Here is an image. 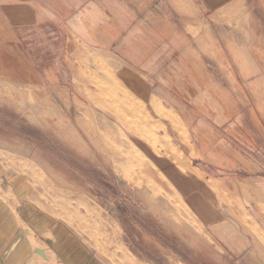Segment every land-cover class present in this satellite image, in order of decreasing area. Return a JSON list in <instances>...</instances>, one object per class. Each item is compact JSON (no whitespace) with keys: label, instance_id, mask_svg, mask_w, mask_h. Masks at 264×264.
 <instances>
[{"label":"rangeland","instance_id":"rangeland-1","mask_svg":"<svg viewBox=\"0 0 264 264\" xmlns=\"http://www.w3.org/2000/svg\"><path fill=\"white\" fill-rule=\"evenodd\" d=\"M1 2L0 198L41 202L101 264H264V0L36 29Z\"/></svg>","mask_w":264,"mask_h":264},{"label":"crops","instance_id":"crops-1","mask_svg":"<svg viewBox=\"0 0 264 264\" xmlns=\"http://www.w3.org/2000/svg\"><path fill=\"white\" fill-rule=\"evenodd\" d=\"M1 4L2 13L13 15V23L25 22L28 25L24 27L35 29L71 23L84 26L98 19L100 8L110 18L121 6L119 0H2ZM25 186L21 180L17 189ZM9 196L12 204L0 198V223L4 227L0 255H4L5 264H101L98 255L66 231L54 214L40 206L41 202L39 205L29 197L20 202L15 194Z\"/></svg>","mask_w":264,"mask_h":264},{"label":"bare ground","instance_id":"bare-ground-1","mask_svg":"<svg viewBox=\"0 0 264 264\" xmlns=\"http://www.w3.org/2000/svg\"><path fill=\"white\" fill-rule=\"evenodd\" d=\"M165 113V112H164ZM168 117V116H167ZM177 120V119H176ZM174 123V122H173ZM176 123V122H175ZM171 126H173V125H171ZM181 129H182V127H181ZM185 129V128H184ZM183 130V129H182ZM180 131H178L177 133H179ZM183 133V132H182ZM185 133V132H184ZM185 135H186V133H185ZM185 138H187V136H185ZM188 143H189V141H188ZM160 178V177H159Z\"/></svg>","mask_w":264,"mask_h":264}]
</instances>
